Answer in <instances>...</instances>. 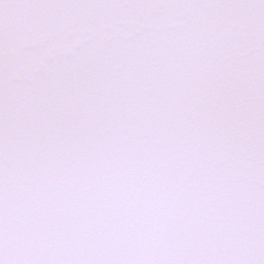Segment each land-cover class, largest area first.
Masks as SVG:
<instances>
[{
    "label": "snow or ice",
    "instance_id": "6c2138e0",
    "mask_svg": "<svg viewBox=\"0 0 264 264\" xmlns=\"http://www.w3.org/2000/svg\"><path fill=\"white\" fill-rule=\"evenodd\" d=\"M0 264H264V0H0Z\"/></svg>",
    "mask_w": 264,
    "mask_h": 264
}]
</instances>
